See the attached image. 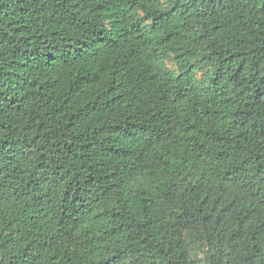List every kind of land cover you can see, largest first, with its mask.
I'll return each instance as SVG.
<instances>
[{
  "label": "trees",
  "instance_id": "trees-1",
  "mask_svg": "<svg viewBox=\"0 0 264 264\" xmlns=\"http://www.w3.org/2000/svg\"><path fill=\"white\" fill-rule=\"evenodd\" d=\"M0 264H264V0H0Z\"/></svg>",
  "mask_w": 264,
  "mask_h": 264
}]
</instances>
